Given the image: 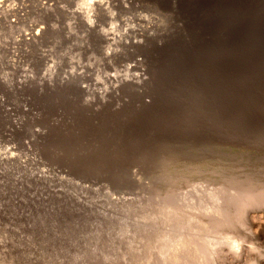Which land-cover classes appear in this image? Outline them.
I'll return each instance as SVG.
<instances>
[{
    "label": "rangeland",
    "instance_id": "1",
    "mask_svg": "<svg viewBox=\"0 0 264 264\" xmlns=\"http://www.w3.org/2000/svg\"><path fill=\"white\" fill-rule=\"evenodd\" d=\"M0 264H264V0H0Z\"/></svg>",
    "mask_w": 264,
    "mask_h": 264
},
{
    "label": "bare ground",
    "instance_id": "2",
    "mask_svg": "<svg viewBox=\"0 0 264 264\" xmlns=\"http://www.w3.org/2000/svg\"><path fill=\"white\" fill-rule=\"evenodd\" d=\"M114 1H115V0H114ZM100 8H102V9L105 8V4H101ZM100 10H101V9H100ZM141 24H142V23H141ZM148 24H149V23H148ZM145 28H146V27H145ZM132 171H133V170H132ZM135 177H136V176H135ZM133 178H134V177H133ZM176 236H177V235H176ZM176 236H174V237H176ZM181 238H182V236H181ZM167 239H168V238H167ZM176 239H177V238H176ZM169 241H170V240H169ZM169 241H168V242H169ZM176 256H177V255H176Z\"/></svg>",
    "mask_w": 264,
    "mask_h": 264
}]
</instances>
